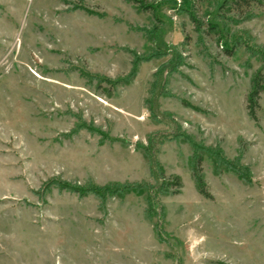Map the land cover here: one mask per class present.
Here are the masks:
<instances>
[{
	"label": "rangeland",
	"instance_id": "1",
	"mask_svg": "<svg viewBox=\"0 0 264 264\" xmlns=\"http://www.w3.org/2000/svg\"><path fill=\"white\" fill-rule=\"evenodd\" d=\"M248 1L0 0V264H264V81L246 110L264 0ZM146 151L181 184L152 211L85 194L154 188Z\"/></svg>",
	"mask_w": 264,
	"mask_h": 264
},
{
	"label": "trees",
	"instance_id": "2",
	"mask_svg": "<svg viewBox=\"0 0 264 264\" xmlns=\"http://www.w3.org/2000/svg\"><path fill=\"white\" fill-rule=\"evenodd\" d=\"M242 1L249 2L248 0H242ZM250 1H256V0H250ZM263 79L264 78L261 73H258L255 76V78L251 82V85H252L251 91L249 92L246 98L247 116L252 121L257 120L256 112L259 108L258 101H259L260 93L263 90V81H264ZM189 145H191L192 149L195 148V144H193L191 141L189 142ZM144 157L148 161L151 176L155 178V180L157 181L161 179L160 175L162 176L163 171L160 165L158 164V162L156 161L155 156L151 155L148 151H146L144 152ZM201 162H202L201 157L195 155V157L193 158V164H192V169H191L192 177H193L198 193L204 198L210 199V196L206 191L205 184L202 178ZM238 175H240V173ZM92 186L94 189L85 190V194H91L95 196L100 201V207L102 208V210L105 209V205H106L105 202L109 198H115V197L122 198L124 195L128 194L129 192H134L135 194H139V195L141 194L147 195L146 203H147L148 209H151L152 211L154 206L158 205V203L156 202V197L158 194H160L161 192L164 193V190L166 188H179L181 184H180L179 179L175 177L171 179V181H167V182L161 179L155 184L154 188L153 186L150 187L148 184H145V183L143 184L126 183L123 185L111 184V185H104V186H97L95 184H92ZM110 187H116L117 189L115 191L114 190L111 191L109 189ZM147 188H149L148 189L149 191H147ZM74 191L77 192V189ZM173 193L177 194L178 190H175V192ZM148 211L149 210H147V212ZM153 229H154L155 235L157 236V239L159 241H164L162 237L161 227H159L158 225H154Z\"/></svg>",
	"mask_w": 264,
	"mask_h": 264
},
{
	"label": "crops",
	"instance_id": "3",
	"mask_svg": "<svg viewBox=\"0 0 264 264\" xmlns=\"http://www.w3.org/2000/svg\"><path fill=\"white\" fill-rule=\"evenodd\" d=\"M152 229H153V227H152ZM153 231H154V229H153ZM155 237H156V235H155Z\"/></svg>",
	"mask_w": 264,
	"mask_h": 264
}]
</instances>
